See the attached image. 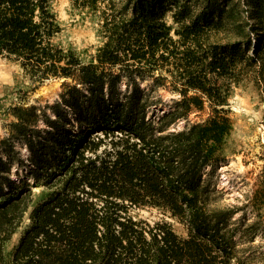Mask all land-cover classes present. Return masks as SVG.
Segmentation results:
<instances>
[{
	"label": "trees",
	"instance_id": "1",
	"mask_svg": "<svg viewBox=\"0 0 264 264\" xmlns=\"http://www.w3.org/2000/svg\"><path fill=\"white\" fill-rule=\"evenodd\" d=\"M69 1L96 22L87 62L63 44L53 0H0V56L37 83L64 79L52 104L7 108L0 264H246L238 208L207 169L226 159L234 88L264 87V0ZM160 88L177 98L157 114ZM16 143L30 181L10 176ZM146 207L186 235L138 219Z\"/></svg>",
	"mask_w": 264,
	"mask_h": 264
},
{
	"label": "rangeland",
	"instance_id": "2",
	"mask_svg": "<svg viewBox=\"0 0 264 264\" xmlns=\"http://www.w3.org/2000/svg\"><path fill=\"white\" fill-rule=\"evenodd\" d=\"M53 8L63 28V44L76 49L83 62L89 61L99 45L94 18L74 10L69 0H53ZM63 81L50 78L37 83L24 75L15 62L0 56V104L6 108L0 112V138L7 136L8 124L12 121L7 108L13 104H52L58 99ZM154 95L159 101L154 109L157 114L169 111L177 98L162 88ZM229 103L232 131L227 139L226 159L207 172L220 193L219 201L238 208L231 218V227L236 232L237 256L247 259L246 264H264V87L244 82L234 88ZM195 119L191 116L189 121ZM186 123V120H181L171 129H181ZM16 148L23 162L12 167L10 176L30 181L29 153L21 143H16ZM136 215L150 226L168 223L175 233L186 235L182 224L163 210L146 207L137 210ZM18 237L17 234L12 238L9 248L16 244Z\"/></svg>",
	"mask_w": 264,
	"mask_h": 264
}]
</instances>
